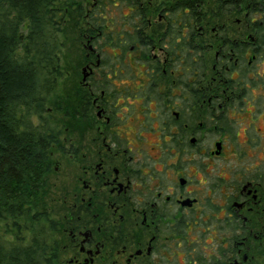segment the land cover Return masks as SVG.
Wrapping results in <instances>:
<instances>
[{
    "label": "flooded vegetation",
    "instance_id": "obj_1",
    "mask_svg": "<svg viewBox=\"0 0 264 264\" xmlns=\"http://www.w3.org/2000/svg\"><path fill=\"white\" fill-rule=\"evenodd\" d=\"M235 1L105 14L106 64L80 40L74 136L47 157L74 167L49 264H264V0Z\"/></svg>",
    "mask_w": 264,
    "mask_h": 264
},
{
    "label": "trees",
    "instance_id": "obj_2",
    "mask_svg": "<svg viewBox=\"0 0 264 264\" xmlns=\"http://www.w3.org/2000/svg\"><path fill=\"white\" fill-rule=\"evenodd\" d=\"M255 1L240 0L242 14L255 12ZM235 3L0 0V264H49L47 254L56 240V212L46 176L52 171L47 158L50 152L63 153V136L52 113L66 116L74 108L73 97L58 92L65 23L78 25L83 43L92 36L100 62L106 64L107 46H113L116 37L106 24L111 5L126 7L127 14H156L159 8L169 14H186V9L189 14H205L208 7L222 14L233 10ZM144 26L146 23L140 24V33L136 30L132 37L146 42ZM196 34L194 31L193 37ZM82 51L86 53L83 46Z\"/></svg>",
    "mask_w": 264,
    "mask_h": 264
},
{
    "label": "rangeland",
    "instance_id": "obj_3",
    "mask_svg": "<svg viewBox=\"0 0 264 264\" xmlns=\"http://www.w3.org/2000/svg\"><path fill=\"white\" fill-rule=\"evenodd\" d=\"M128 9L124 7L122 9V6H110L109 14H127ZM74 15V14H73ZM77 23V22H76ZM77 26V27H76ZM74 23H71L70 21L65 23V28L62 32L61 40H62V50L60 54V75L58 78V92L61 94H69V96L73 97L74 99V107H75V97H74V89L76 86L77 81L81 77V68L83 66V60H84V52L82 51L79 37V29L78 25ZM118 67V65H116ZM55 116L54 124L56 125V128L60 130L59 134L61 137L65 134V128L67 129V136L73 137L74 136V108H69L68 114L64 116L61 112H53L52 113ZM36 120H33V123H36ZM57 122V124H56ZM157 140V137L155 135H146V145L147 149L150 154H154L153 148L155 147V141ZM57 153H55L51 159H52V168L55 159H57L55 156ZM60 158V157H59ZM64 159V158H61ZM61 163H58L57 170L51 171L46 176V181L49 184L50 187V197L49 200L52 201L54 211L58 213L60 210V204H58L57 197H59L61 194H59V188H66L68 184L71 185L74 180V167L73 164L70 162H67L66 160H61ZM233 162H227L222 161L219 162V167L224 168V171H220L221 175L223 177H229L228 173L226 172V168L230 167ZM255 164V163H254ZM258 164V163H257ZM48 201V199H47ZM54 214V217L56 215Z\"/></svg>",
    "mask_w": 264,
    "mask_h": 264
}]
</instances>
